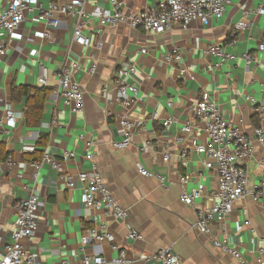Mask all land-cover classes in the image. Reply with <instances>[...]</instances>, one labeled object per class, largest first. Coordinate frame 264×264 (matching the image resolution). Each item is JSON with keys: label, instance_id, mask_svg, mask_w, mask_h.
<instances>
[{"label": "crops", "instance_id": "0c3cea01", "mask_svg": "<svg viewBox=\"0 0 264 264\" xmlns=\"http://www.w3.org/2000/svg\"><path fill=\"white\" fill-rule=\"evenodd\" d=\"M35 1L47 7L52 0ZM82 1L89 15L60 16L57 28L41 20L40 9L35 6L21 28L8 38L7 53L0 59V116L7 108L23 114L0 127V229L4 241L10 240L15 229L16 204L34 189L41 197L38 229L30 245L36 255L35 264H58L61 259L78 264L87 255L112 259L118 254L114 245L137 258L141 253L170 246L183 264H241L216 247L214 240L235 246L253 263L264 247V206L250 196L241 197L224 222L215 221L209 233L201 232L196 226L198 209L215 203L218 177L214 168L206 166L209 157L190 149L189 140L208 142L205 122L195 115V106L205 91L224 117L255 137L259 116L246 96L264 100V51L259 49L264 42V14L257 12L264 0H232L224 15L213 19L209 26L195 22L162 33L124 23L101 25L90 14L97 7L112 9L110 0ZM118 1L127 11H139L163 0ZM2 7L0 0V10ZM78 21L84 22L85 33L92 37L89 46L74 39ZM240 21L247 25L233 36ZM46 31L51 34L49 38L44 35ZM98 42H102L101 47ZM216 44L226 54L236 55V59L220 64V57L208 52L210 45ZM176 48L181 58L167 60L171 53L176 54ZM245 53L252 55L250 62L243 57ZM93 63L97 64L95 73L90 71ZM64 65L70 67L84 90V107L78 112L63 102L56 87L57 74ZM131 65L135 71L126 80L139 88V95L125 109L117 99L114 76L119 69ZM184 67L194 75L193 79L187 77L188 73L180 75ZM44 68L49 77L45 87L51 93L39 126L31 127L25 120L29 96L18 89L41 87L39 77ZM14 88L18 92L14 93ZM106 107L112 114H106ZM125 114L134 122L132 143L119 149L113 141L122 139L119 118ZM168 116L176 119L164 126ZM187 121L193 130L189 140L180 143L177 138ZM42 134L47 136L45 146L39 145ZM254 144L255 153L246 164L250 185L264 178V145L256 140ZM65 150L74 156L64 159ZM184 151L187 155H183ZM38 152L42 157L36 160ZM45 154L59 161L61 170L48 162L36 168L34 162L41 161ZM166 154L169 160L164 159ZM138 164L164 174L166 187L158 177L142 175ZM94 166L117 202L128 209L126 220L86 205L85 182L79 173L92 171ZM64 173L74 177V187L60 179ZM185 174L190 179L182 184L180 177ZM183 186L189 191L202 189L194 205L180 200ZM129 227L141 237L130 238ZM93 229L109 235L82 249V236ZM133 264L152 263L137 260Z\"/></svg>", "mask_w": 264, "mask_h": 264}, {"label": "built area", "instance_id": "2783aa9c", "mask_svg": "<svg viewBox=\"0 0 264 264\" xmlns=\"http://www.w3.org/2000/svg\"><path fill=\"white\" fill-rule=\"evenodd\" d=\"M3 7L0 10V59L7 53V40L12 38L23 22L26 20L35 6L40 9L39 18L46 21L53 28H57L60 23V16L79 17L88 16L84 9L82 0L72 2L50 1L47 7L37 4L35 0H1ZM232 0H163L158 4L149 6L139 11H127L118 0H110L112 9L97 7L91 12V16L96 17L101 25L109 24L116 26L127 24L132 28L142 29L148 32L162 33L173 29L176 26L189 27L192 23L200 22L203 26L211 25L213 19L221 18L226 12L227 6ZM79 8V10H78ZM257 12L264 14V2L257 8ZM243 21L235 25V33L246 27ZM45 37H50L49 31L44 32ZM73 35L76 43L82 46L92 44V37L85 33V24L83 21L76 22L73 29ZM102 46V42H98ZM259 49L264 51V42H261ZM147 52V49H143ZM176 54L171 53L167 60H179L181 54L179 49H175ZM209 53L220 57V64L230 59H236V55L226 54L221 45H210ZM246 61L252 60L250 53L243 54ZM75 68L78 67L74 64ZM97 64L93 63L90 68L91 73H95ZM135 71L133 65L129 68L119 69L115 76L116 95L123 108L129 109L137 100L139 88L135 84L128 83L126 77ZM188 73V74H187ZM193 79L194 75L187 68L180 69V75ZM48 69L44 68L39 83L42 86L48 85ZM57 90L60 93L63 102L70 106L73 111L78 112L84 107V90L81 84L73 77L72 71L68 65H64L57 74ZM246 99L253 105L254 111L259 116V124L254 129L255 137L252 138L246 131L224 117L220 107L205 91L202 98L195 106V115L205 122V131L208 135V142L199 143L196 139L189 140L192 132V125L189 121L183 126L178 141L184 143L190 141V149L209 157L206 166L214 168L217 172L218 182L215 191V203L208 208L200 207L198 209L197 228L204 233L211 231V226L215 221H225L226 217L232 212L235 202L241 197L250 196L255 202L264 206V178L250 185L249 175L246 169L247 161L255 153L254 140L264 145V100H257L254 96L247 95ZM172 105V103H169ZM106 114H112L111 109L105 108ZM21 112H16L12 108L5 109L4 115L0 116V127L5 124L15 122L22 117ZM175 117L168 116L163 120V125L168 126L175 121ZM123 127L122 139L114 140L115 148H126L132 143V132L134 122L125 114L119 118ZM64 159L74 156V153L68 150L64 151ZM187 155V151L183 152ZM170 156L166 154L165 160ZM52 163L61 170L60 162L48 154H45L41 161L34 162L36 168L44 163ZM9 163L12 159L9 158ZM139 172L147 177H158L160 184L166 187L167 177L164 174L149 170L142 164H138ZM79 178L85 182L84 197L88 206L97 209H105L112 213L116 218L126 220L129 216L127 208L120 205L112 195L109 187L103 181L97 167L92 171H81ZM60 179L65 180L68 187L75 186L74 177L69 173L60 175ZM190 179L189 174L180 177V182L185 184ZM202 189H193L189 191L183 186L180 200L187 205H194L196 199L202 196ZM41 209L40 193L32 189L30 195L16 204L15 229L11 233L9 241L5 242L0 229V264H35L36 255L31 250L36 231L38 229V213ZM249 221H246L248 224ZM128 236L132 239L141 237L140 233L133 227H129ZM109 233L98 232L93 229L84 234L81 238L82 249L94 240L107 238ZM213 244L224 252L237 258L241 264H264V247L259 249V254L250 263L244 255L235 246L229 245L226 241L214 240ZM113 248L118 254L112 259H107L100 255L85 256L78 264H133L137 260L149 261L152 264H183L182 259L173 251L170 246L162 247L154 253H141L139 257L131 255L127 249L118 245ZM58 264H71L61 259Z\"/></svg>", "mask_w": 264, "mask_h": 264}, {"label": "trees", "instance_id": "16d2710c", "mask_svg": "<svg viewBox=\"0 0 264 264\" xmlns=\"http://www.w3.org/2000/svg\"><path fill=\"white\" fill-rule=\"evenodd\" d=\"M13 90H14V93H16L17 88H14ZM18 91L21 94L22 93L28 94L29 96L27 103H26L27 108L25 110V120L27 124L31 127L39 126L42 120L45 102L49 94L51 93V90L46 88L45 86L34 87V88L21 86L19 87ZM46 143H47V136L45 134H42L39 139V145L45 146ZM34 155H37V152ZM39 155L40 156L37 157L36 160L41 159L42 153H40Z\"/></svg>", "mask_w": 264, "mask_h": 264}]
</instances>
